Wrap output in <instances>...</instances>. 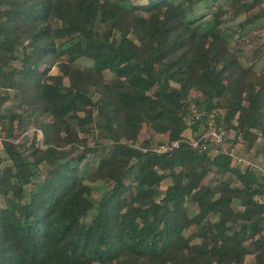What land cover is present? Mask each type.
<instances>
[{
  "label": "trees",
  "instance_id": "obj_1",
  "mask_svg": "<svg viewBox=\"0 0 264 264\" xmlns=\"http://www.w3.org/2000/svg\"><path fill=\"white\" fill-rule=\"evenodd\" d=\"M263 17V0H0V264H264V49L230 43Z\"/></svg>",
  "mask_w": 264,
  "mask_h": 264
},
{
  "label": "rangeland",
  "instance_id": "obj_2",
  "mask_svg": "<svg viewBox=\"0 0 264 264\" xmlns=\"http://www.w3.org/2000/svg\"><path fill=\"white\" fill-rule=\"evenodd\" d=\"M264 1V0H263ZM245 17V15H240L237 18L234 19H227L225 25L229 26L232 30H234L236 32V27H237V22H239L240 20H242ZM262 25V26H261ZM253 26V29L249 30L250 26L247 28L248 32L246 33V35H242L241 36V32H238L235 34V36H233V38H231V46H235L236 48H241L244 55L246 57H251L252 54L255 52V50L259 47L262 46L264 49V17L262 19V21H257ZM227 27V28H229ZM230 30H225V33L230 32ZM78 63L81 66H87V65H91L92 61L89 59H81L78 61ZM256 67L258 69H263L264 68V54L263 56L259 59V61L256 63ZM53 72L58 71L57 67H53L52 69ZM10 101L7 100L4 105L0 106V111H4L6 110V108L9 106ZM34 127L32 126H28L27 127V131L26 134L31 137L33 132H34ZM202 129V128H201ZM40 132V131H39ZM186 134L191 135L190 133V129L188 128L186 131ZM149 132L148 130H143L142 132V137L148 136ZM40 136H42V133L40 132ZM90 141L92 142V140L96 137V132H91L88 134ZM157 137L155 138V142L159 141L160 139L163 138L162 135H156ZM212 144H214V142H212ZM249 148L245 145H241L240 143L238 144V146L235 148V155H242V156H247V158L251 157L254 155V151L252 149L248 150ZM217 152V149L213 148L211 153L214 155ZM235 156V157H236ZM257 163H259V167L264 165V154L261 153L259 154L257 157ZM234 161H236L233 158ZM94 165V164H93ZM96 165V164H95ZM172 181L171 178H167L164 182L165 183H170ZM93 184V193L94 196L96 198H101L102 195L104 194V192L107 190L108 188V184L102 180H97L92 182ZM237 188H238V192L240 193V189H241V183L237 184ZM28 199V198H27ZM239 200L235 199V206L238 208L239 207ZM195 210V208H193ZM192 209V210H193ZM246 259L249 261L251 259V254H248L246 256Z\"/></svg>",
  "mask_w": 264,
  "mask_h": 264
},
{
  "label": "built area",
  "instance_id": "obj_3",
  "mask_svg": "<svg viewBox=\"0 0 264 264\" xmlns=\"http://www.w3.org/2000/svg\"><path fill=\"white\" fill-rule=\"evenodd\" d=\"M213 138L216 141H220L222 139V134L218 133V132H214L213 133ZM179 145V141L175 140L173 142H165V143H161V144H156L154 146V149L157 151H171L173 150L175 147H177ZM235 150V149H234ZM232 151V155L233 158L237 161V162H243V163H251L248 159H246L244 156L242 155H235V151ZM236 156V157H235Z\"/></svg>",
  "mask_w": 264,
  "mask_h": 264
}]
</instances>
